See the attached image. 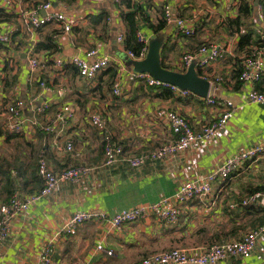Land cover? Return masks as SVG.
Segmentation results:
<instances>
[{
	"label": "crops",
	"instance_id": "obj_1",
	"mask_svg": "<svg viewBox=\"0 0 264 264\" xmlns=\"http://www.w3.org/2000/svg\"><path fill=\"white\" fill-rule=\"evenodd\" d=\"M8 1L10 5L0 0V33L10 35L9 43L0 46V158L7 157V153L17 155L19 173L14 172L12 180L19 188L23 184L31 187L30 178L40 153L55 172L69 168L91 171L75 181L60 183L50 196L13 219L0 249V264H41L39 252L48 244L51 264H129L173 249L237 241L264 225V201L241 205L244 197L264 191L263 152L228 178L214 183L207 195L181 205L175 222L166 224L151 218L116 229L108 221L94 220L82 224L74 235H58L78 212L113 216L122 210L149 206L171 198L182 183L204 177L234 155L264 147V106L246 98L248 91L257 89V83L236 87L234 78L235 63L242 56L237 52L239 39L249 34L250 50L261 51L254 44L260 39L259 29L264 30L257 11L260 0H131V7L140 9L136 35L146 41V54L137 61L130 59L125 50L126 25L121 13L129 8L119 5V0ZM46 4V12L65 14L75 22L69 33L52 23L39 30L25 23L28 11ZM164 8L169 9L170 20L164 18ZM245 8L249 9L248 15H244ZM39 15L45 12L39 10ZM176 18L190 23L191 36L177 30L173 22ZM161 21H165L163 27L156 28ZM152 42L159 44L161 65L178 73L187 70L181 61L186 53L204 44L219 46L223 56L218 61L203 68L193 63L198 75L210 83L207 97L221 106L207 105L194 94L184 97L170 89L146 87L137 77L134 63L146 58ZM39 44L50 49H37ZM90 50L97 51L96 57L110 59L109 66L92 80L80 78L68 63L62 68L54 64L56 58H86ZM31 57L39 63L34 74L28 68ZM114 89L119 90L118 96ZM19 101L25 126L19 138L6 140L13 134L1 129V114ZM227 102L232 104L231 116L208 145L198 144L162 160L147 159L139 168L127 162L175 140L167 125V113L183 116L197 130L217 119ZM63 105L72 109V121L61 125L55 135L42 131L43 124L52 122ZM36 106L48 108L39 113V109L33 111ZM23 109L33 111V116L24 115ZM91 113L104 119L103 131L90 126ZM103 133L123 150L122 159L110 167L102 165ZM69 141L72 150L59 151ZM98 244L112 250L113 255L96 252ZM219 264H264V236L256 241L249 257H228Z\"/></svg>",
	"mask_w": 264,
	"mask_h": 264
},
{
	"label": "built area",
	"instance_id": "obj_2",
	"mask_svg": "<svg viewBox=\"0 0 264 264\" xmlns=\"http://www.w3.org/2000/svg\"><path fill=\"white\" fill-rule=\"evenodd\" d=\"M3 1H5L8 5L11 4L8 0ZM260 1L257 3V11L259 13L258 17L264 22V15L262 14V5L260 4ZM48 8L49 4H46L37 10L28 11L24 17L25 23L33 30H39L48 23H52L63 33H69L75 22L65 14L46 12ZM39 10L44 11L45 15H39ZM163 14L166 20H170V12L168 8H164ZM173 22L177 30L184 36L188 37L193 34L192 27H190L189 22H186L181 18H176ZM259 34L264 41V33L259 31ZM137 37L139 42L143 44V48L137 55L131 51H127V56L135 61L143 58L146 54V48L144 47L146 45V41L139 35ZM117 40L121 42L122 37H117ZM9 41V33H0V46L7 45ZM96 56L97 51L90 50L85 53L86 58H81L80 56H72L66 60L56 58L54 60V64L58 68H62L66 63H68L75 68L80 78L92 80L99 72L105 70L109 66L110 62V59L106 56ZM222 56L223 50L219 46L216 44H204L197 50L183 55L181 57V61L184 69H187L193 62H197L198 66L203 68L218 61L222 58ZM90 58H95V60L88 61ZM38 64L39 63L36 58L31 57L29 59L28 68L32 74L36 73ZM263 76L264 56H262L259 52L256 53V55L245 56L241 64L240 80L242 83L254 85L258 83ZM137 77L148 88L170 89L184 97L192 94L189 91L181 90L168 83L158 81L147 73H138ZM30 80H32V76L30 77ZM40 86L43 88L46 87L43 82H40ZM113 93L115 96H118L119 90L114 89ZM246 98L250 103L264 106V93H259L256 89L248 91ZM202 99L207 105L221 106L211 98L206 97ZM21 106L22 104L19 101L6 107L5 111L1 114V117L3 118L1 122L2 130L8 133L18 134L23 132L26 118L23 117ZM47 108V106H44L41 109L38 108V111L39 113H43ZM231 108L232 104L230 102L222 105V112L220 113V116L210 123L202 125L201 128L197 130H194L183 116L172 112L167 113V125L172 135L175 137V140L167 145L157 148L148 155L133 157L128 159L127 162L131 167L139 168L147 159L162 160L167 156L181 153L198 144L201 146L208 145L215 139L219 130L226 125L232 113ZM73 117V111L70 106L63 105L55 113L54 120L52 122L49 121L48 123H44L41 129L47 134L55 135L64 125H66L69 121H72ZM89 124L91 127L100 131H103L105 128V121L98 113H91L89 115ZM101 146L103 151V166H113L122 159V147L115 143L106 133H103L101 138ZM72 148V144L69 141L63 148H60L59 151L70 152ZM263 152L264 147L257 146L234 155L204 177L194 181L182 183L171 198L161 199L149 206H137L131 209L122 210L113 216H108L102 212H78L68 220L65 227L58 232V235H74L82 224L94 220L108 221L116 229H119L125 224L135 223L140 220H147L151 218H155L156 221L166 224L175 222L181 213V205L187 203L195 197L207 195L211 192L214 183L228 178L244 163L255 159ZM90 171V168H69L60 172H55L49 167L47 160L43 156H40L38 160L37 174L43 182L41 189L38 192L31 194H24L20 191H16L6 203L0 204V249L9 236L11 223L15 217L27 211L32 204L36 203L40 199L50 196L60 183L75 181L80 175L89 174ZM260 201H264V191H257L244 197L241 200V205H256ZM262 236H264V225L249 231L237 241L193 249H173L129 264H219L221 260L228 257H249L256 241ZM95 250L107 257H111L113 255L112 250L106 249L101 244L96 245ZM51 251L52 249L50 244L45 245L40 250L38 260L41 264H51Z\"/></svg>",
	"mask_w": 264,
	"mask_h": 264
},
{
	"label": "trees",
	"instance_id": "obj_3",
	"mask_svg": "<svg viewBox=\"0 0 264 264\" xmlns=\"http://www.w3.org/2000/svg\"><path fill=\"white\" fill-rule=\"evenodd\" d=\"M131 0H119V5H125V8H129L128 11H123L121 13V16L123 18V21L126 25V31L124 34V45H125V50L126 51H131L132 53H134L135 55H137L140 50L143 48V44L141 42H139L138 38H137V20H136V15L139 13L140 9L137 8L135 5L133 7H131ZM145 1H151V0H145ZM260 4L262 5V14L264 15V0L260 1ZM244 15H248L249 14V9L247 10V8L244 9ZM165 21H161L156 28L160 29L163 27ZM259 31H261L262 33H264L263 29H259ZM260 39H258L257 41L254 42L255 46H258V48L261 49V51L264 52V41L261 38V35L259 36ZM250 36L249 34L242 36L239 39V43H238V47H237V52L238 53H242L241 59L236 61V69L234 70V75H235V86L238 87L240 86V84L242 83V81L240 80V73H241V64H242V60L245 56H251V55H256V53L261 52L259 49H256V52H253L252 50H250ZM50 49L48 46H44L42 44H39L37 46V49ZM264 56V54H263ZM260 82V83H259ZM257 83V91L259 93H264V79L263 77L261 78V80ZM7 134H13L12 135H8L6 137L7 139H11V138H19V134L17 133H7ZM41 149V148H40ZM39 149V150H40ZM42 151V150H41ZM40 151V152H41ZM7 157H3L0 158V204L1 203H6L10 197L13 195L14 192L16 191H23L26 194H31V193H36L38 192L42 185L43 182L42 180L39 178L38 174H37V167H38V160L40 156H43L42 153H40V155L37 158V162H36V168L35 170H33V175L32 178H30V184L31 187H28L26 185H22L21 188H19L18 186H15L12 180V175L14 172L19 173V169L17 164L15 163V160H17V155H14L11 157V155H9L7 153ZM44 157V156H43ZM45 158V157H44ZM12 160V161H9ZM35 174V175H34ZM21 189V190H20Z\"/></svg>",
	"mask_w": 264,
	"mask_h": 264
},
{
	"label": "water",
	"instance_id": "obj_4",
	"mask_svg": "<svg viewBox=\"0 0 264 264\" xmlns=\"http://www.w3.org/2000/svg\"><path fill=\"white\" fill-rule=\"evenodd\" d=\"M158 47L159 44L157 42L150 43L146 58L134 63V71L147 73L158 81L189 91L198 97L206 98L210 83L198 75L194 69V64L189 65L185 73L167 70L160 63ZM38 108V106L34 107L33 111ZM33 111L27 112L26 109H23L24 115L28 117L33 116Z\"/></svg>",
	"mask_w": 264,
	"mask_h": 264
}]
</instances>
